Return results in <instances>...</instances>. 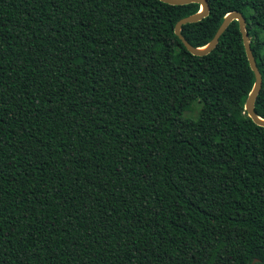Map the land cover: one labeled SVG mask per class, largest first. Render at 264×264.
Instances as JSON below:
<instances>
[{"label": "trees", "instance_id": "16d2710c", "mask_svg": "<svg viewBox=\"0 0 264 264\" xmlns=\"http://www.w3.org/2000/svg\"><path fill=\"white\" fill-rule=\"evenodd\" d=\"M239 11L261 75L264 0ZM198 3L0 0V264H264V126L239 24ZM197 105V115H184Z\"/></svg>", "mask_w": 264, "mask_h": 264}, {"label": "water", "instance_id": "95a60500", "mask_svg": "<svg viewBox=\"0 0 264 264\" xmlns=\"http://www.w3.org/2000/svg\"><path fill=\"white\" fill-rule=\"evenodd\" d=\"M160 1L168 3V4H173V5L187 4V3H192V2L198 3L200 5V9L197 13L180 18L175 23V26H174V33L178 36V38L181 40V42L186 47V49L190 53L195 54V55H204V54L209 53L216 46L219 37L225 31V29L227 28L229 23L232 20H236L238 22L239 30L241 33V37H242V41H243V45H244V49H245V53L247 56V60H248L249 66H250V68L254 74V83H253L252 89L250 90V92L248 93V95L246 97V100L244 103V109L246 110L247 115L252 119V121L254 123H256L257 125H260V126H264V118L258 116L254 111V103H255L256 97H257V95L260 91V87H261V75H260V72L257 68L255 58L252 54V50L250 47V38H249L247 30H246L245 18L243 17L241 12L230 11L227 14H225L220 25L216 29L213 37L210 39V41L203 47H194V46L190 45L186 41L184 36L181 34V26L185 23L198 21L201 18L207 16L208 12H209V5H208L207 0H160ZM257 260L258 259L255 258L251 262V264H254V262Z\"/></svg>", "mask_w": 264, "mask_h": 264}, {"label": "rangeland", "instance_id": "374dc122", "mask_svg": "<svg viewBox=\"0 0 264 264\" xmlns=\"http://www.w3.org/2000/svg\"><path fill=\"white\" fill-rule=\"evenodd\" d=\"M197 105H190L185 109L184 115L188 117H195L197 115Z\"/></svg>", "mask_w": 264, "mask_h": 264}]
</instances>
